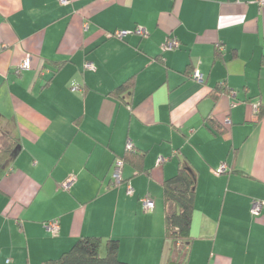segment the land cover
Here are the masks:
<instances>
[{"label": "crops", "instance_id": "crops-1", "mask_svg": "<svg viewBox=\"0 0 264 264\" xmlns=\"http://www.w3.org/2000/svg\"><path fill=\"white\" fill-rule=\"evenodd\" d=\"M69 1L0 0V120L18 139L0 170V264H42L83 236L117 239L128 264H180L164 238L161 184L183 163L197 174L187 264H264V9L256 0ZM169 38L180 45L163 50ZM28 54L31 68L17 72ZM131 76L132 91L113 96ZM129 143L148 173L126 162L116 184Z\"/></svg>", "mask_w": 264, "mask_h": 264}, {"label": "trees", "instance_id": "trees-1", "mask_svg": "<svg viewBox=\"0 0 264 264\" xmlns=\"http://www.w3.org/2000/svg\"><path fill=\"white\" fill-rule=\"evenodd\" d=\"M134 83L135 76H131L119 85L112 92V95L121 98L126 92L132 91ZM220 87L219 89L222 92H230L225 86L220 85ZM260 108L258 112L259 117L264 114V108ZM205 120L214 133L221 132L220 126L214 120L211 118ZM17 144V137L12 134L7 135V144L3 148V151L0 152V169L5 166V158L11 155ZM143 157L144 153L131 148L126 151L122 159L124 163H131L137 170V173H148V171L142 168ZM196 186L197 174L188 163H183L175 175L166 178L161 184L164 207V238L171 242V251L178 255V259L181 260L180 264H187L190 248L194 239L191 234V223L195 208ZM178 243L181 244L179 248H177ZM103 247L106 251L104 255L101 254ZM42 264L128 263L119 258V241L117 239H108L104 242L100 237L83 236L69 250L64 251L58 257L45 260Z\"/></svg>", "mask_w": 264, "mask_h": 264}, {"label": "built area", "instance_id": "built-area-1", "mask_svg": "<svg viewBox=\"0 0 264 264\" xmlns=\"http://www.w3.org/2000/svg\"><path fill=\"white\" fill-rule=\"evenodd\" d=\"M104 1H109V0H104ZM70 1L69 0H60V3L62 4H68ZM256 3L258 4L259 8L261 10L264 9V0H256ZM130 31L127 30H115L111 33H109V36H115L118 38H123L126 34H128ZM135 33L140 34V35H147V31L143 28H137L134 30ZM180 45V41L177 38H169L167 41H165L162 45V49L163 50H172L175 49L176 47H178ZM31 55H26V57L24 58V60L22 61V63L17 67V72H21L22 70H28L31 68ZM85 68L87 69H95V66L92 62L87 61L85 63ZM193 77H195L196 79H202V74L199 71H195L193 72ZM71 89L73 91L76 90H81L78 86L76 85H72ZM231 93H233V91H231ZM256 109H258V106H255ZM128 148H130V143L128 145ZM160 160H163L162 158H160ZM124 161L122 158H118L115 160L114 162V166H113V173H112V177L113 180L116 184H120L122 182V168L124 165ZM226 170V165L222 164L218 169H216L217 173H222ZM74 180L73 178L68 179L66 182L63 183V188L64 189H68L69 187V183ZM127 194L129 195H133L134 194V189L131 186V184L127 185ZM140 202L142 204V209L145 213H150L153 211L154 209V201L152 199H150L149 197H143L140 199ZM263 206V202L260 200H254L252 205H251V209L250 212L252 215H257L261 212ZM47 229H49L50 231H52V233L56 234L58 233L59 229H60V222L59 219H54L53 221H51L48 225H47Z\"/></svg>", "mask_w": 264, "mask_h": 264}, {"label": "rangeland", "instance_id": "rangeland-1", "mask_svg": "<svg viewBox=\"0 0 264 264\" xmlns=\"http://www.w3.org/2000/svg\"><path fill=\"white\" fill-rule=\"evenodd\" d=\"M0 129L4 132L2 133V135L6 136L7 134H11L12 133V126L11 124H8V123H5L3 122L2 120H0ZM8 132V133H7ZM11 157H6L5 160H6V164L5 166L9 163ZM8 161V162H7ZM105 249L103 248L101 250V254L104 255L105 254Z\"/></svg>", "mask_w": 264, "mask_h": 264}, {"label": "flooded vegetation", "instance_id": "flooded-vegetation-1", "mask_svg": "<svg viewBox=\"0 0 264 264\" xmlns=\"http://www.w3.org/2000/svg\"><path fill=\"white\" fill-rule=\"evenodd\" d=\"M2 133H4V132L0 129V152L3 151V148L6 146V144H7V135H9V134H7L6 136H4V135H2ZM13 154H14V151L11 153V155L9 157H12ZM4 167L5 166H3L1 169H3Z\"/></svg>", "mask_w": 264, "mask_h": 264}, {"label": "water", "instance_id": "water-1", "mask_svg": "<svg viewBox=\"0 0 264 264\" xmlns=\"http://www.w3.org/2000/svg\"><path fill=\"white\" fill-rule=\"evenodd\" d=\"M170 264H175V263H170Z\"/></svg>", "mask_w": 264, "mask_h": 264}]
</instances>
